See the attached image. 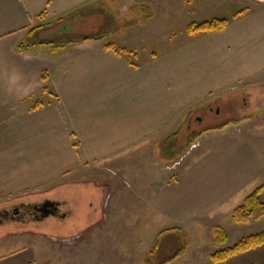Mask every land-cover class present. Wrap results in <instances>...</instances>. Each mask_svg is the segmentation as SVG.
<instances>
[{
    "label": "crops",
    "instance_id": "obj_1",
    "mask_svg": "<svg viewBox=\"0 0 264 264\" xmlns=\"http://www.w3.org/2000/svg\"><path fill=\"white\" fill-rule=\"evenodd\" d=\"M92 1L0 0V204L87 180L96 169L102 174L95 184L109 191L110 200L120 197L114 206L128 205L123 200L131 197L132 212L126 213L137 216L126 219L128 231L119 229L125 231L119 240L108 221L101 222L103 233L93 243L104 260L96 262L139 263L162 230L219 225L223 213L264 182V161L241 123L202 134L206 148L173 178L171 166L157 156L158 144L178 130L191 107L243 83L264 84V0L233 11L221 30L189 34L186 27L183 40L140 63L105 48L112 42L104 39L57 51L50 45L18 48L32 28ZM144 1L174 7L168 12L181 18L189 15L188 4L199 2ZM223 1L243 7L251 0ZM147 147L154 150L151 160ZM133 160L142 169L133 170ZM149 160L160 166L156 175L148 176L143 162ZM81 233L75 246L87 241ZM147 234L141 250L128 244ZM120 246L128 250L118 259Z\"/></svg>",
    "mask_w": 264,
    "mask_h": 264
},
{
    "label": "rangeland",
    "instance_id": "obj_2",
    "mask_svg": "<svg viewBox=\"0 0 264 264\" xmlns=\"http://www.w3.org/2000/svg\"><path fill=\"white\" fill-rule=\"evenodd\" d=\"M96 1L98 2L97 10H101V12L71 19L51 28L49 33L36 32L31 38L24 37V44L37 38L60 40L67 36H82L106 31L107 34L103 38L106 42H112L117 50L124 49L133 63H140L148 59L151 53H163L183 40L186 36L187 25L212 19H228L233 11L237 14L248 8L246 5L253 6L260 3V0H251L241 7L223 0H199V2L188 4L189 15L186 13L181 18L171 14L174 7L152 6L144 0V2L141 0ZM173 28L175 32H173ZM250 83H243L212 94L191 107L189 109H193L191 115L185 117V121L188 119L186 121L188 127L182 128L175 138V143L182 147L173 149L171 160L163 159L159 146H157L158 158L168 162L165 164L171 166L170 178H173L191 159L204 151L206 145H200V136L208 132L204 129L222 124L241 123L245 135L249 141L256 143V148L264 161V84L259 81L252 85ZM146 153L145 157L153 159V148L147 147ZM150 160L149 162L144 161L143 164L148 167V176L156 175L160 166H156V168ZM126 162L125 164H127ZM132 165H134L133 170L142 169L141 166L137 167L138 162L134 160ZM95 170H90L87 175L102 174ZM103 172L109 174L108 171ZM118 173L116 171V174ZM95 176L91 175L87 180L71 183L58 189L46 190L41 193L38 190L34 194L23 196L10 203L0 204L1 208L19 203L58 200L57 202L61 201L62 203L59 210L63 214V217L48 215L39 220H29L24 225L13 221L0 222V264H102L96 261L98 259L103 261L104 256L99 255L97 247L93 243L97 240L96 235L103 233L100 224L102 222L104 225L108 221L110 233L115 231L116 239H122L123 232L128 231L123 227L128 228L130 224L126 219L134 215L128 214L132 212L133 200L131 197L125 199L123 196V201L130 200V202L118 209L117 207L120 205L115 207L114 202H120V197L116 200L112 197L110 200L109 191L104 192L95 184L97 182ZM116 185L120 186L121 183H116ZM260 197L264 201V193ZM241 203L242 200H238L234 208ZM110 207L114 209L112 215L108 214ZM231 215L232 212L223 213L220 224L210 223L208 229L196 227L192 231L189 230L187 233L189 243L185 252L168 264H264V244L229 257L225 261L213 262L211 260V254L217 250L213 244L212 228L214 226L221 227L227 235V241L222 246L223 248L233 246L246 236L264 231V217L246 224H236L232 221ZM121 228L125 231L119 232ZM78 233H81L79 236H84L87 240L81 246L74 245L78 237L75 235ZM112 236L115 237L114 234ZM138 238L140 239V237ZM147 238H149V234L142 241L136 240L128 244H131L134 251H139ZM182 242V239L177 238L171 241L172 244L168 246L166 245L167 238L164 237L151 261L157 263L171 256ZM99 248L103 252H107L109 249L106 245ZM115 249L114 253L119 256L118 259L122 258L124 252L128 250L123 246ZM127 264H145V262L141 259L139 263L132 260Z\"/></svg>",
    "mask_w": 264,
    "mask_h": 264
},
{
    "label": "trees",
    "instance_id": "obj_3",
    "mask_svg": "<svg viewBox=\"0 0 264 264\" xmlns=\"http://www.w3.org/2000/svg\"><path fill=\"white\" fill-rule=\"evenodd\" d=\"M97 3L98 2L96 0L89 2L87 4H84L82 6H79L73 9L72 11L68 12L67 14L53 21L47 22L43 25L36 26L30 30L31 35L33 36L34 33L40 32V31L41 33L42 31L49 33V31H51V28H54L60 24H63L71 19L78 18V17L82 18L87 15L96 14L99 11L101 12V10H97V7H96ZM226 24H227L226 19H212L210 21L192 23L188 25L187 32L189 34H194V33H200V32H210V31L221 30L226 26ZM106 34L107 32L103 31V32H98V33L86 34L82 36H74V37L67 36L60 40L51 39V38H37L34 41H27L26 44L24 43L19 44L18 48L20 50H23L27 48L28 46H33V45H50L53 51H57L71 44L81 43V42H85L89 40H102L106 36ZM105 48L114 50L117 54L126 53L124 49L115 50L111 43L105 44ZM42 77L45 78L44 75ZM36 106L37 104H35L33 107H36ZM192 111L193 109L187 111L186 116L189 117ZM187 120L188 119H186V121ZM186 121L182 122V124L180 125L177 131H175L173 134H171L170 136H168L166 139H164L163 141L159 143L158 145L159 151L163 159L171 160L173 158L171 157L173 149L177 147L180 149L182 147L181 145L179 147L177 143H175V140H176L175 138L180 133L182 128L188 127L186 125ZM225 125L226 124L217 125L214 127H209L204 130L218 129ZM262 193H264V182L260 186H258L256 189H254L250 194H248L244 198L243 202L233 210L232 215H231L232 221L236 224H246L250 221L258 220L264 217V201L261 200V197H260ZM212 235H213V244L215 248L217 249L210 256L213 262L225 261L229 257L235 256L239 253L245 252L250 249H254L264 244V231L257 233V234L246 236L240 239L238 242H236L233 246L226 247V248H223L222 246L227 241V235L221 227L214 226L212 228ZM187 236H188L187 232L181 228H170V229L162 230L161 232L157 234L152 244L151 249L145 254L144 256L145 264H168L169 262H171L178 256L182 255L188 244ZM164 237L167 238L166 245L168 246L172 244L171 241L177 238L182 239L183 242L182 244H180V246L171 256L157 263H153L151 261V258L154 256V254L157 253V249L160 245V242L162 241Z\"/></svg>",
    "mask_w": 264,
    "mask_h": 264
},
{
    "label": "flooded vegetation",
    "instance_id": "obj_4",
    "mask_svg": "<svg viewBox=\"0 0 264 264\" xmlns=\"http://www.w3.org/2000/svg\"><path fill=\"white\" fill-rule=\"evenodd\" d=\"M47 200H44L40 203L34 204H13L9 207H1L0 208V222L3 223L5 221H13V222H20L24 225L29 220H39L44 217V213L47 210H51L53 214L57 217H63V214L59 210V202L54 201L57 208L55 209L54 206L46 207L43 206Z\"/></svg>",
    "mask_w": 264,
    "mask_h": 264
},
{
    "label": "water",
    "instance_id": "obj_5",
    "mask_svg": "<svg viewBox=\"0 0 264 264\" xmlns=\"http://www.w3.org/2000/svg\"><path fill=\"white\" fill-rule=\"evenodd\" d=\"M43 206H46V207L54 206L55 209L57 208V205H55V203L53 201H49V200H47L46 203L43 204ZM50 214H53V212L51 210H47L44 213V217L48 216Z\"/></svg>",
    "mask_w": 264,
    "mask_h": 264
}]
</instances>
